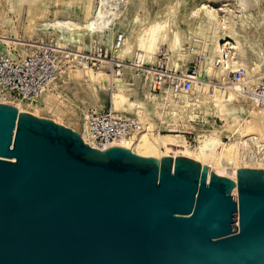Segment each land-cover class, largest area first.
<instances>
[{
  "label": "bare ground",
  "instance_id": "obj_1",
  "mask_svg": "<svg viewBox=\"0 0 264 264\" xmlns=\"http://www.w3.org/2000/svg\"><path fill=\"white\" fill-rule=\"evenodd\" d=\"M0 9L4 49L31 54L45 46L68 62L38 102H0L38 117L45 111L58 123L80 122L88 144L87 111L111 104L143 124L116 143L139 156L187 157L209 170L264 169V104L247 93L264 77V0H0ZM25 13L24 35L19 25ZM115 22L129 30L109 57L101 43L112 44ZM43 35L46 41L35 42ZM191 58L196 75L184 69ZM240 69L245 74L232 81L229 72ZM156 74L165 79L160 93L151 89ZM82 102L87 109L80 114ZM193 131L195 143L187 135Z\"/></svg>",
  "mask_w": 264,
  "mask_h": 264
},
{
  "label": "water",
  "instance_id": "obj_2",
  "mask_svg": "<svg viewBox=\"0 0 264 264\" xmlns=\"http://www.w3.org/2000/svg\"><path fill=\"white\" fill-rule=\"evenodd\" d=\"M0 264H264V169L99 150L0 103Z\"/></svg>",
  "mask_w": 264,
  "mask_h": 264
},
{
  "label": "built area",
  "instance_id": "obj_3",
  "mask_svg": "<svg viewBox=\"0 0 264 264\" xmlns=\"http://www.w3.org/2000/svg\"><path fill=\"white\" fill-rule=\"evenodd\" d=\"M121 40L122 37L117 39L115 48L119 47ZM11 51L0 45V99L6 101L38 102L68 64L60 53L45 46L38 47L31 54H22L14 49ZM118 68L120 66H115L114 70ZM158 69L165 70L162 66ZM191 73L196 75L197 69ZM244 74V70L240 69L232 71V76L229 77L232 81H239ZM164 80L160 74H156L154 86H151L154 93L161 92L162 86L160 85L164 83ZM173 82L174 80L171 79V83ZM168 87L173 89L174 86ZM183 87L189 90L190 80L184 81ZM247 93L252 94L259 104H264V82L262 80ZM87 120L91 141L89 145L99 150L117 146V142L133 136L143 128V124L136 115H122L112 107L102 110L89 109Z\"/></svg>",
  "mask_w": 264,
  "mask_h": 264
},
{
  "label": "rangeland",
  "instance_id": "obj_4",
  "mask_svg": "<svg viewBox=\"0 0 264 264\" xmlns=\"http://www.w3.org/2000/svg\"><path fill=\"white\" fill-rule=\"evenodd\" d=\"M190 3H192V1H190ZM1 10V9H0ZM74 11H76L77 13H80L81 15H83V16H87V11H85V10H81V9H79V8H74ZM12 16L14 17V19L16 20V17L14 16V13H12ZM26 17H27V13H25L24 14V17H23V23H21L19 26H20V30H21V32H22V34H24L25 35V31H24V29H23V25H24V22H25V19H26ZM113 28H114V34H113V37L112 38H114L113 40H112V44H107V45H105L104 44V42L103 43H101L102 44V48H106V47H108V49H109V51H108V55H109V57L110 56H112V53H113V51L116 49L115 47H116V42H117V39L119 38V37H122V39H123V37H124V34H127L128 33V30H129V26H127V25H121V26H119L118 24L116 25V22L115 23H113ZM6 32V31H5ZM109 32V31H108ZM122 34V35H121ZM27 37V36H26ZM28 38V37H27ZM104 38H106L107 39V37H104ZM35 39H37L38 41H35V42H39V43H41V42H43V40H45L46 41V37L44 38V35L42 36V38L41 37H38V36H36L35 37ZM33 41H34V39H33ZM95 51H96V53H97V48H95ZM104 51V50H103ZM160 56H161V58H163V57H166L165 55H163L162 53L160 54ZM191 60V61H190ZM126 61H128V62H130V63H132L133 62V60H131V59H126ZM86 62H87V64L90 66V67H94L95 69H97V66H93V60H89V59H86ZM222 63L223 62H219V61H217L216 62V65L217 66H220V65H222ZM162 68L163 69H166V64L165 63H163L162 65ZM161 66L159 65L158 66V68H161ZM76 67V66H75ZM184 69H188L189 70V72L191 73V72H193V71H195L196 69H198V63L196 62V59L195 58H191V59H189V61L188 62H186V64H185V67H184ZM110 72V71H109ZM179 73H181L180 71H179ZM232 76V71H230L229 72V74H228V76ZM264 76V75H263ZM261 80H262V82H264V77H262L261 78ZM59 81H61V79H59ZM61 83H62V81H61ZM70 86H74V84H73V82L71 83V84H65L64 85V89H65V92H69L70 91ZM101 92V91H100ZM110 92H108L107 94H109ZM102 96H104L103 95V92H101L100 93ZM85 101H87L86 103H88V102H91V100H89V99H86ZM0 103H2V102H0ZM7 104H9V103H7ZM11 105H13V104H11ZM108 107H111V104H109V105H107V108ZM87 109V107H86V104L84 103V102H82V103H80V108H78L77 110H78V112L81 114V113H83L82 112V109ZM90 108V107H89ZM94 109H97V108H94ZM27 113H29V112H27ZM30 114H32V113H30ZM32 115H34V114H32ZM41 115H42V117L43 118H50L49 116L50 115H48V114H46V112L45 111H43V112H41ZM36 116V115H35ZM215 119H213V122H214V124H219L220 123V120L217 118V117H214ZM51 119V118H50ZM56 122V121H55ZM58 123V122H57ZM60 124H62V123H60ZM62 125H64V126H66V127H68V128H70V129H72V130H74V131H77V132H80L81 131V129H82V127H81V124H80V122H71V121H69V120H64V122H63V124ZM196 131H193L192 133H187V135H188V138H189V140L191 141V142H193V143H195V136H196ZM229 138L227 137V136H225L224 137V140L225 141H227Z\"/></svg>",
  "mask_w": 264,
  "mask_h": 264
}]
</instances>
